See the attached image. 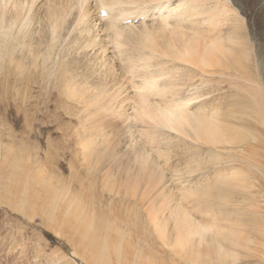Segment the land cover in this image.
<instances>
[{"label":"bare ground","instance_id":"bare-ground-1","mask_svg":"<svg viewBox=\"0 0 264 264\" xmlns=\"http://www.w3.org/2000/svg\"><path fill=\"white\" fill-rule=\"evenodd\" d=\"M211 2V0H0V59L7 58L11 64V71L14 74L13 82H15L13 83L14 91L17 92L16 96L18 98L16 97V99H18L20 104L27 105L30 101H34L33 103L36 105L38 100L36 98L46 93L47 96L51 97L52 92L48 89L49 83L52 82L53 88L62 90V92L65 90L74 97L71 100L72 102H70L74 106H83L86 109L85 111L88 108L97 110L92 115L99 116L105 110H110L109 107L115 106L114 104L121 105L123 102L124 105L129 106L127 112L131 116V122L132 120H139L148 123L147 125H142V128H138L133 124L129 132L127 131L128 134L133 135V128L138 129L144 135L147 143L153 147H156L162 141L161 136L166 134L167 138H176L180 140L177 143L186 147H195V145H202L203 143L214 149L222 146H229L233 149V145L236 142L241 143L251 136L249 133L243 135L241 127L253 129V126L249 122L241 120L237 115L233 118L240 119L239 123L233 125L228 115L222 109L221 112L219 107L211 109L204 102L196 105L191 99L182 98L184 99L182 100L176 94V84L174 85V82H172L175 73L181 69L180 67L183 64L192 65L196 63L199 66L201 65V67L215 69L221 61H227L226 58H229V54H231L230 58H233L232 54L240 47V41L237 42L238 45H232L231 49L226 40L221 39L220 36L216 40L210 39L208 31L211 29L216 30L218 25L224 19H227V14L230 13L226 6L221 7L219 5V1L216 4L214 2L213 5H211ZM237 6L241 13H245L244 7L238 2ZM239 9L235 7V14L243 15L239 12ZM102 10L106 11L104 17L100 14ZM38 13L43 14V20L37 16ZM135 18L144 19V21H138L139 26L142 27H135L137 26L134 24L136 23L134 21ZM130 19V22H132L130 25H123L124 21L129 24L128 21ZM145 19H151L155 24L145 25ZM236 29L233 26V30L229 31L228 34L233 35ZM68 30L74 34L75 39H73L75 45L73 47L69 45L68 48L75 47L76 49L77 47L78 52L76 51L75 55L69 53V56L67 54L66 56L65 54L62 55L63 51L61 52L59 44L62 43L61 41L65 38V35L69 34ZM106 32L111 37L109 40L101 36V33ZM239 32L244 34L242 29ZM238 39L240 40V37ZM66 41L64 42L68 45L69 40ZM71 45H73V42ZM109 45L112 47V52L120 55L122 66L126 69V73L131 74L133 78H138L136 81L132 79L131 86L135 88L132 96L125 95L124 97L122 95L123 92H127L125 75L120 74V70L118 71L113 60L114 57L112 59L110 56V51L108 52ZM237 57L240 56L238 55ZM93 58L97 61V66L94 67L90 65V61H92L90 59ZM2 63L6 62L2 61ZM4 65L6 66V64ZM51 65L54 66L53 69L50 68ZM63 67L64 71H62ZM8 69L10 70V67ZM2 76H4V73ZM4 77L6 79V75ZM91 78L94 81H91ZM34 89L40 91L39 95L34 94ZM50 97H48L49 101ZM119 98H121V101L118 100ZM18 102L16 101V103ZM71 107L73 108V106ZM243 107V104L237 103L238 110ZM115 109L118 108L116 107ZM81 110L79 111L81 112ZM119 111L121 112V110ZM119 111L116 112L115 116H117ZM123 111L126 113L125 110ZM119 118L122 117L117 116V119ZM126 129L128 128L126 127ZM98 130L96 131L98 132ZM96 131H92L91 136L89 135L90 137L86 138L81 144L82 148L88 146L87 150L89 152L85 153L84 157L95 156L96 159H99L100 153L105 152L110 147L109 140L104 139L103 135L102 139L100 138V144L97 143L98 140L92 136L93 133H97ZM166 136H164L165 138L163 137L165 140L167 139ZM253 138L255 137L253 136ZM138 141L139 139L131 138L130 145H132L130 150L135 151L136 146L138 149H136L134 154L133 151L130 153L135 156L133 160L139 162V164L134 167H119L115 169L116 177L114 178V172L111 173L114 169H110L111 171L105 168V170L102 169L101 176L104 175V179L101 182L103 189L101 192L104 194L105 189H110L107 190L110 201L118 203L128 202V206H126L128 209L133 210V217L140 216L149 225H147L149 228L147 233L152 232L151 236L156 241V244L158 243L162 249L163 247L167 249L172 255L170 258V256L167 257L159 253V256H164V259H171L169 261L171 264H180L182 261L189 264H237L240 259L235 249L239 244L245 243L244 238H242V232L237 230L239 228L237 224L232 222L227 227L218 222L223 219L222 216L219 218L210 214L208 215L211 217V220L208 221L209 224H202L200 222L202 220L198 217L206 216L207 213H201L206 208L204 206L205 203L200 200L195 201L193 208L183 205L184 199L198 195L199 187L188 184L186 181H189V179H187L181 183L182 196L179 197L174 193L170 180L167 178L168 175L164 171L162 172V168L159 171L148 163L152 157L149 156L147 149H145L146 147H141L137 144ZM168 141L170 142L171 139L165 142ZM222 150L224 151V149ZM228 150H225V152H228ZM251 153L253 152L251 151ZM119 165L121 166V164ZM42 172L45 173L43 166ZM121 173L125 174V177H119ZM203 177L206 178V176ZM110 178L115 179L123 190L125 185H128L127 192L112 191V186L106 183ZM44 181L42 186L47 187L52 194V198H54L51 203L53 211L49 217L42 202V206L38 205L39 209L36 210L34 207V209L30 207V209L32 208L33 211L41 209L40 212L47 215L48 221L50 223L52 221V223L54 222L57 225L54 226L56 227L55 230L58 229V233H63L70 240L73 238L70 234L69 226H72L79 234L82 228L83 233L81 232V235L84 236L91 231L92 244L86 243L84 249L79 247L78 250L77 248L76 254L81 255L85 260H90L92 264H113L111 263L114 260L112 256L117 254L115 252H113L115 254H112V256L110 255L111 252L109 255L106 254L110 244L108 239L110 241L113 239L114 248L119 251H117L118 257H116L120 264H139V260L144 254L142 253V247L144 246L138 245L137 248L138 243H136L135 247L134 243L130 242L134 247H128L125 250L122 241L127 239L128 231L118 229L119 224L112 222L111 217H106L107 214H105L103 208L100 213L97 209H89L86 205H82L79 202L77 195H74L67 201L64 211L61 214H57L56 209L59 208L58 200L63 197L65 202L67 196H63L64 192L62 189L60 192L52 189V184L48 183V179ZM239 184L240 182L231 183L232 186L237 187ZM81 185L83 184L81 183ZM139 185L142 186L140 189L136 187ZM194 185L196 184L194 183ZM216 185L220 190L215 194L212 193L213 187L210 182L200 186L204 189L203 199L205 201L207 199V204L210 203L209 200L212 197L218 198L221 202H228L227 197L223 196V188L218 184ZM128 190L132 192H128ZM33 193L37 194V190ZM40 199L38 200L41 201ZM238 201L242 202V200ZM33 204L34 206L36 205L34 202ZM38 206L35 207L38 208ZM201 206H204L199 211L202 216H196L193 211L195 212ZM16 209L18 210L19 208ZM74 210L78 211L81 217L86 218L80 223L73 225L70 215ZM126 212L129 211L127 210ZM208 212L212 214V211ZM133 217L131 216L132 219ZM136 222L134 221V223ZM94 223H97V228ZM120 227L123 228L122 226ZM140 229L142 228L140 227ZM112 236L116 238H111ZM101 237L103 239L102 242L95 240ZM128 239L130 238L128 237ZM247 241L249 240L247 239ZM127 246L130 245L127 244ZM75 253L73 255L76 256ZM157 254L152 256L157 258ZM163 256L161 257L163 258ZM159 262L155 260L152 263L159 264ZM161 262L160 264H163Z\"/></svg>","mask_w":264,"mask_h":264},{"label":"rangeland","instance_id":"rangeland-1","mask_svg":"<svg viewBox=\"0 0 264 264\" xmlns=\"http://www.w3.org/2000/svg\"><path fill=\"white\" fill-rule=\"evenodd\" d=\"M211 1V5L219 1V5L221 7L226 6L230 10V13L227 14L228 20L224 19L216 30L211 29L208 31L210 39L216 40V38L220 36L221 39L226 40V43H228L230 47L232 45H238L237 42L240 41V47L236 49V53L234 52L232 54L233 58H230L231 54H229V58H226L227 61H221L217 67H215L216 70L214 68L201 67V65L199 66L196 63L192 65L188 63L183 64V66L180 67L181 69L175 73L172 82H174V85L176 84L175 86L177 88L175 91L177 92V96L181 99H191L196 105H200L201 102H204L207 103L211 109L219 107V110L222 109L223 112L228 115L233 125L238 124L239 120L243 119L253 126V129L242 128L240 126L243 135L249 133L251 136L247 138L246 141L241 143L236 142L235 145H233V149L229 146H227L228 148L222 146L218 149H214L203 143L202 145H195V147H186L177 143L180 140L176 138H167L166 134L164 135L167 138L166 140L171 139L172 142H165V137L161 136L163 142L161 141L158 143V140V144H155L156 147H153L147 143L144 135H142L138 129L133 128V135L128 134L133 124L138 128H142V125H147L148 123L139 120H132L131 122V116L129 112H127L129 106L124 105L123 102L121 105L114 104L115 106L109 107L110 110H105L106 112L104 111L99 114V116L92 115L97 110L88 108L87 111H85L86 109L83 106L75 105V107L70 103L74 97L65 90L62 92V90L60 91L59 89L53 88L54 85L52 82L49 83L48 89L52 92V94L50 93L52 95L51 97L47 96L46 93L36 98L38 99L36 105L33 103L34 101H30L27 104L28 106L26 104H20L18 99H16L17 92L14 91L15 88L13 83L15 82H13L14 74H12L13 71H11V64L7 58L0 59V264H92L90 260H85L84 257L75 253L77 248L79 250V247L84 249L86 243L92 244L91 231H89L90 233H85L86 235L84 236L81 235L83 231L82 228L79 234L77 230L69 226L70 234L73 238L70 240L63 233H58V229L55 230L56 227L54 226L57 225L54 222L52 223V221L50 223L47 219V215L40 212L41 209L36 211L39 209L38 205L42 206L41 202L47 210L49 217L50 213L53 211L51 203L54 198H52V194L49 192L50 190L42 186L45 179H48V183L52 184V189H56L59 192L62 189L64 192L63 196H67L65 202L63 201V197L58 200L59 208L56 209L57 214H61L64 211L67 201L74 195H77L82 205H86L89 209H97L99 213L103 208L105 214H107L106 217H111L112 222H117L119 224L118 229L120 228L124 231H128L126 242L122 241L125 250L128 249V247H134L136 243H138L137 248L138 245L144 246L142 247V253L144 254L139 260V264H153L152 262L155 260L162 261L163 264H171V262H169L171 259H164L163 255L167 257L170 256V258L172 255H170L167 249L164 247L162 249L159 247L158 243L156 244V241H154L151 236L152 232L147 233L149 225L146 224L140 216H136V218L133 217V210L127 208L128 202H121V204L120 202L110 201L107 193V190L110 189H105L104 194L101 192L103 191L101 182L104 179V175L101 176L102 169L105 168L109 171L114 169L111 171V173L114 172V178L116 177L115 169L119 167H134L139 164V162L133 160L135 157L133 154L138 147L136 146L135 151L130 150L132 145H130L131 138L135 140L139 139L137 144L141 147H146L145 149H147L149 156L152 157L148 163L159 171H161L162 168V172L164 171V173L168 175L167 178L170 180V185L172 189H174V193L179 197L182 196L180 188L181 183L185 182L187 179H189V181H186L188 184H193V186L197 188L199 187L198 195L184 199L183 205L193 208V203L195 201L200 200L202 203H205L204 206L206 208L201 206L198 210H195V212L193 211L196 216H202L201 213H207L204 217H198L202 220L200 221L202 224H209L208 221L211 220V217L208 216L209 214L219 218L222 216L223 219L218 222L227 227H229L232 222L237 224L239 227L237 230L242 232V238H244L245 241V243L239 244L235 249L240 259L237 264H264V0ZM237 2L244 7L245 13H241L237 6ZM235 7L238 8L239 12L243 15L235 14ZM37 16L43 20L42 13H38ZM139 20L140 19L135 18L134 21L136 23L134 24L137 25L135 27H142L139 26L138 23L144 21V19ZM145 20V25L155 24L151 19ZM130 23L127 24V21H124L123 25H130ZM233 26L234 29H238L233 32V35L228 34L229 31L231 32L233 30ZM240 29H242L244 34L239 32ZM68 33L69 34L65 35V38L62 39V43L59 44L60 50L61 52L63 51L62 55H68L69 53L75 55L76 51L78 52L77 47L76 49L75 47L70 48L75 45L74 34L71 31ZM101 36L106 38V40L111 38L108 32L101 33ZM238 37H240V40ZM66 40H69L68 45ZM72 42L73 45H71ZM69 45L71 50L68 48ZM72 50L75 52L73 53ZM108 52L112 59L114 57L113 60L116 63L118 71L120 70V74L125 75L127 92H123L122 95L124 97L125 95L132 96L135 89L131 86L132 79L136 81L138 78H133L131 74L126 73V69L122 66L123 63L121 62L120 55L116 52H112V47L110 45L108 46ZM238 55L240 57H237ZM90 60H92L90 61L92 67L97 66V61L94 58ZM2 61L6 63H2ZM4 64H6V66ZM194 65L196 66L194 67ZM9 67L10 70L8 69ZM50 68L53 69L54 66L51 65ZM64 70L63 67L62 71ZM250 70H253V72ZM1 73H4V76L6 75V79ZM245 75L248 76L245 77ZM90 80L94 81L92 78ZM34 91V94L39 95V90L34 89ZM60 94L62 96L64 95L63 97L66 99L64 98V100ZM111 94L113 93L111 92ZM48 97H50V101ZM118 100L121 101V98ZM16 101L20 105L16 103ZM237 103L243 104L244 107L238 110ZM67 106L68 108H66ZM71 106H73V108ZM116 107L121 110V112L115 109ZM66 109L70 110L67 111ZM79 110H81V112ZM116 110L119 111L117 116L123 119H117V116H115ZM123 110H125L126 113H124ZM236 115L240 117V119H234L233 117ZM115 119L116 121H114ZM98 129L102 131L100 132ZM96 130H98L99 133ZM92 131L97 132L92 135L98 140L97 143L100 144L102 135L104 139L109 140L108 143L110 147L106 149L105 152L100 153L99 159H96L95 156L89 158L84 157V154L89 152L87 150L88 146L83 148L81 146L86 138L91 136ZM253 136L255 138H253ZM222 149H224V151ZM225 150H228V152H225ZM131 151H133V154L130 153ZM251 151L253 153H251ZM15 157L19 158L17 159ZM119 164H121V166ZM42 166L45 169V173L42 172ZM121 176L125 177V174L121 173L119 177ZM203 176H206V178ZM22 177H25V179ZM113 178H110V180L106 182L112 186V191H121V193L127 192L126 189H128V185H125L123 190ZM206 182L211 183L213 187L212 193L214 194L220 190L219 187H216V184L221 186L223 188V196L227 197L229 203L227 201L221 202L218 198L212 197V199L209 200L210 203L207 204V199L206 201L203 199L204 189L200 187L204 186ZM235 182H240L238 187L231 185V183ZM81 183L83 185H81ZM194 183L196 185H194ZM136 187L140 189L142 186L139 185ZM36 190L37 194L33 193L36 192ZM31 191L32 193H30ZM128 192L132 191L128 190ZM238 200H242V202ZM33 202L36 203L35 206H38V208L34 206ZM30 207H34L36 210L33 211L34 208H31V210ZM16 208L19 209L17 210ZM201 208L204 209L203 212L200 213L199 211H201ZM127 210L129 212H126ZM208 211H212V214ZM70 218L74 225L85 220L86 217H81L79 212L74 210ZM134 221L137 222L134 223ZM94 224L97 228V223ZM139 226L142 229H140ZM116 234L119 238L117 232ZM102 237L96 238L95 240L102 242ZM128 237L130 239H128ZM111 238L116 237L112 236ZM247 239L249 241H247ZM108 242L110 244L106 254L109 255L111 252L110 255L112 256V254L116 253L117 255L112 256L115 260L113 261L116 264H120L119 261H117L119 251L114 248V240L112 239L110 241L108 239ZM130 242L134 243V246ZM126 243L130 246H127ZM98 249L100 250V248ZM129 251L131 250L129 249ZM74 253L76 256L73 255ZM159 253L163 254H160L163 258L159 256ZM154 254H157L156 257L158 259L153 257L155 256ZM113 261L111 263L115 264ZM180 264L189 263L182 261Z\"/></svg>","mask_w":264,"mask_h":264}]
</instances>
